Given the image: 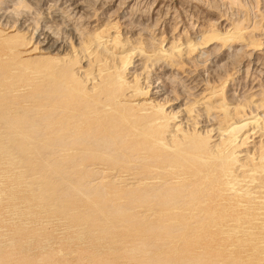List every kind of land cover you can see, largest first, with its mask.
<instances>
[{
  "label": "bare ground",
  "instance_id": "1",
  "mask_svg": "<svg viewBox=\"0 0 264 264\" xmlns=\"http://www.w3.org/2000/svg\"><path fill=\"white\" fill-rule=\"evenodd\" d=\"M0 126V264H264V0H0Z\"/></svg>",
  "mask_w": 264,
  "mask_h": 264
},
{
  "label": "rangeland",
  "instance_id": "2",
  "mask_svg": "<svg viewBox=\"0 0 264 264\" xmlns=\"http://www.w3.org/2000/svg\"><path fill=\"white\" fill-rule=\"evenodd\" d=\"M255 3H256V5H255ZM253 6H252V5ZM249 6H247L248 7V9H247V7H246V9L247 10H249V12L253 15V16H255V8H256V10L258 9V7H260V5H259V2H250L249 4H248ZM251 6H252V9H250L251 8ZM254 10V11H253ZM252 11H253V13H252ZM258 17H256V19H257ZM158 31V30H157ZM256 78V77H255ZM250 80V79H249ZM254 80H256V79H254ZM254 80H253V78L250 80V81H248V82H246L245 84L246 85H251L252 84V82L254 83ZM257 85V84H256ZM31 93L33 92L34 93V91L32 90V91H30ZM29 93V92H28ZM31 93H29V94H31ZM35 94V93H34ZM19 96V97H18ZM18 96H16L15 97V100L14 101H20L21 99H22V95H18ZM29 96V95H28ZM28 96H26L27 98H25V99H27L28 100V104H30L29 105V107L30 108H32V106H34L35 104H36V97L35 96H33V97H31V98H28ZM19 99V100H18ZM36 100V101H35ZM33 101V102H32ZM35 101V102H34ZM3 127H1L0 126V131H1V129H2ZM0 135L2 136V139H5V138H7V135H5V134H1V132H0ZM74 156H72L71 157V159H68L67 160V162H69V163H66V161H64V163H63V167L64 166H66V168H68V166H69V164H70V162H71V160H72V158H73ZM77 156H75V158H76ZM53 158V157H52ZM60 158V157H59ZM59 158H57V157H55V158H53L55 161H53V159H51V157L49 158V160L52 162H56V163H58V161H59ZM75 158H73V159H75ZM57 160V161H56ZM45 161V160H44ZM44 161H43V163L42 164H44ZM68 165V166H67ZM62 166V165H61ZM65 168V167H64ZM66 168H65V170H66ZM2 169V168H1ZM61 169H63V168H60L57 172L59 173L60 172V170ZM69 170L71 169L72 170V168H68ZM65 170H61V175L63 174V177H61L60 176V173L58 174L57 172H55V173H52L50 176H49V174H50V172H48V174H47V176H48V179H49V182H51L50 180H52V182L51 183H47V184H49V187H54V188H58L57 190H59L60 192H62V191H64L65 193H66V191L68 190L69 192L71 191V190H69V189H72V186L70 185V184H68V183H70V182H74V184L76 183V182H78V180L77 179H81V173H79L78 172V170L77 169H73V171H71L70 170V172H74L75 170H76V172H78L77 174V176L79 177V178H76L75 176V173H70L68 170V172L67 171H65ZM6 170H1L0 171V189H4L5 190V193H3V196H2V200L4 201V200H6L9 196H11V197H14V196H16V197H18V198H21L20 199V201H27V200H29L30 199V189H35V188H37V187H35V184L37 185L38 183H37V181L34 179V180H31V179H33V178H31L30 179V176L28 175V174H30V173H27V174H25V172H23V174H25V175H21L20 173H12V172H5ZM65 171V172H64ZM7 173V174H6ZM45 173V172H44ZM44 173L42 174V175H44ZM115 173L116 175H113V174ZM2 174V175H1ZM4 174H6V175H4ZM46 174V173H45ZM53 174H55L54 175V177H56V179L55 178H53V177H51ZM57 174H58V176H59V178L60 179H62L63 180V178L66 176V174L67 175H69V174H71V175H69V176H66L65 178H67L66 179V181H69V179H71L67 184H68V187L67 186H65L63 183H66V181L64 182V181H62V183L60 182L61 180L60 179H58L57 180ZM65 174V175H64ZM108 174H111V176L110 175H108ZM120 173L119 172H117V170H113V171H111V173L110 172H108L107 174H104L105 176H109L107 179H109V180H111V179H116V178H118L120 175H119ZM72 175H74V176H72ZM98 175H99V177H101V175L102 176H104L103 174H94L93 176H92V178H98ZM51 177V178H50ZM69 177V178H68ZM73 177H75V178H73ZM111 177V178H110ZM22 178V179H21ZM23 178H25V179H23ZM73 179V180H72ZM21 181L22 180V182L24 181V185L23 184H20V185H15V183H16V181L18 182V181ZM56 180V181H55ZM65 180V179H64ZM57 181H58V184H60L59 186H61V188L60 187H57L56 186V184H55V182L57 183ZM12 183V184H11ZM34 183V184H33ZM71 183V184H72ZM81 184H82V182H80ZM62 184V185H61ZM79 183H77V185H78ZM75 185L76 186V188L78 187V188H80L79 186H81V185ZM12 186V187H11ZM31 186V187H30ZM38 186V185H37ZM67 187V188H66ZM10 188H12V189H10ZM83 190H84V187L82 188ZM86 190V189H85ZM24 192H26V193H24ZM17 193V194H16ZM76 194L75 193V191L73 190V192H71L70 194L73 196V199L72 198H70L69 196H68V198L67 197H64V201H63V199L61 200L62 202H73L72 200H75L74 202H79V203H82L83 201L82 200H84L85 199V196H81V195H79V196H75L74 194ZM70 195V196H71ZM71 196V197H72ZM75 196V197H74ZM81 196V198L80 199H77V198H79ZM77 197V198H76ZM82 197H83V199H82ZM69 203V204H70ZM132 231H135L136 232V230H129L128 232H126L125 234H128L127 236H129V235H131V234H134L135 232H132ZM104 234L105 235H108L106 232H104ZM110 235H111V233H110ZM126 236V237H127ZM117 263H119V262H121V261H123V258H120V257H118L117 258V260H115Z\"/></svg>",
  "mask_w": 264,
  "mask_h": 264
}]
</instances>
